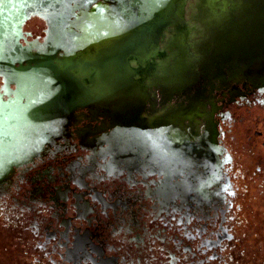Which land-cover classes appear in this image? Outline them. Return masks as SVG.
Instances as JSON below:
<instances>
[{
    "label": "flooded vegetation",
    "instance_id": "1",
    "mask_svg": "<svg viewBox=\"0 0 264 264\" xmlns=\"http://www.w3.org/2000/svg\"><path fill=\"white\" fill-rule=\"evenodd\" d=\"M217 1L166 0L175 3L172 20L157 34L150 20L135 28L109 13L106 0L90 6L81 25L84 58L94 60L71 67L84 64L92 86L133 37L137 53L121 72L132 96L118 113L143 104L146 123L110 152V121L79 107L68 140L47 145L0 188V217L14 237H1L0 264H264V130L244 128L249 164L232 140L237 123L264 108V57L237 59L234 39L219 37L228 33L203 26L200 9L207 18ZM35 19L44 26L32 34ZM47 27L32 16L23 29L42 40ZM3 84L0 77L4 99L13 97ZM76 150L86 153L62 156Z\"/></svg>",
    "mask_w": 264,
    "mask_h": 264
},
{
    "label": "water",
    "instance_id": "2",
    "mask_svg": "<svg viewBox=\"0 0 264 264\" xmlns=\"http://www.w3.org/2000/svg\"><path fill=\"white\" fill-rule=\"evenodd\" d=\"M95 1L0 0V77L4 93L13 96L4 99L0 93V188L9 186L16 168L41 157L47 145L68 140L79 107L87 106L93 119L102 115V123L110 121L112 129L105 138L111 144L110 152L118 151L120 140L135 139L132 126L146 123L141 117L143 104L125 116L113 112L115 107L109 104L117 98L111 95L114 91L99 96L97 87L85 81V65L71 67L79 57L87 63L94 60L84 58L88 55L83 49L86 33L81 23ZM174 4L166 0H106L104 6L131 27L139 28L141 22L150 20L157 34L172 20ZM184 5L186 11L188 2ZM32 16L41 17L48 26L42 40L28 39L30 33L23 29ZM136 48L133 37L116 47L115 74L124 71ZM119 75L113 83L121 81Z\"/></svg>",
    "mask_w": 264,
    "mask_h": 264
},
{
    "label": "rangeland",
    "instance_id": "3",
    "mask_svg": "<svg viewBox=\"0 0 264 264\" xmlns=\"http://www.w3.org/2000/svg\"><path fill=\"white\" fill-rule=\"evenodd\" d=\"M238 18L239 17H237V16H233L231 18V22L235 23L238 26V29L245 31V27L240 25ZM254 19L256 20L255 23L264 32V18L255 17ZM43 26H44V22L42 20L35 19V20L29 22L27 24L26 28L32 34H36V33H41ZM248 48H249L248 43H245L244 45L235 44V47L233 48V50L234 51L237 50V52L235 51L234 54L236 56H238L240 54V52L241 53H243V52L247 53L246 50H248ZM262 48H264V47H262ZM261 53H263V51ZM261 55H263V54H261ZM256 62H258V61H256ZM166 68L168 70V73H170V72L174 73L175 70H177V68L175 66H171V67L168 66ZM115 75H119V74H115L114 68H112V67H102L101 68V72L99 74V80H97V82H96L97 92L100 93V94H103V93H106L108 90L114 91L113 94H111V95H115L116 94L115 97H117V98H115V99L117 101V107H118L117 108V112L125 113V112H127L129 110L128 108L130 106L129 103L131 101L130 97L132 96L131 92H132V89H133L132 88L133 84H132V82L130 80L129 75L121 74V73L118 76V78H122L121 81L119 83H113V80H116L115 79ZM117 86H118V88H117ZM115 88H117V89L113 90ZM251 112L253 113V115L251 117H249V118L247 117L242 122L237 123V130H236V133H235V139H232L233 142L236 143L238 147H240L239 151L242 150L241 158H242L243 162H245L246 164H249L253 159L251 160V157L248 154V151L246 150V148H243V146L246 147L248 145V141H247V138L245 136L244 128L246 126L250 125V127H251L250 130L251 131L254 128H258V129L264 130V108H262L261 106H256V107H253L251 109ZM247 115H248V113H247ZM257 142H258V145H260V142H261V138L260 137L257 138ZM81 153L83 154V153H86V152L85 151L80 152V151L76 150V151L72 152L71 154L67 153V152H64L62 156L66 157L68 160H70V158L72 159L76 155L81 154ZM239 153L240 152H238L237 155ZM59 158H62V157L60 156ZM4 214H7V213H4ZM5 225H8V221H7V218L4 215H2V217H0V241L2 240L1 237L3 238L6 235L5 234V229H6ZM12 228H14V226ZM7 237L14 241V237L13 236H10V237L7 236ZM13 243L14 242L11 243V247H13ZM19 246H21V244Z\"/></svg>",
    "mask_w": 264,
    "mask_h": 264
},
{
    "label": "bare ground",
    "instance_id": "4",
    "mask_svg": "<svg viewBox=\"0 0 264 264\" xmlns=\"http://www.w3.org/2000/svg\"><path fill=\"white\" fill-rule=\"evenodd\" d=\"M200 11L203 14V17H205V21H202L203 26L206 25V28L210 27L211 29H219L221 30L220 33L225 32L232 35L229 36L228 34L225 35V33H223L225 36L220 35V38L224 37L225 40L234 39L235 42L231 41L232 43L234 42L233 44L244 45L245 43H248L249 48L246 50L247 53L240 52L238 56L235 55L237 59H242L245 55L249 61L256 62L260 57H264V48H262L264 47V32L255 23L256 20L254 19L255 17L264 18V0H219L214 4H209L208 11L211 12V14L207 18L206 12L203 9H200ZM212 12H215L216 14H212ZM233 16L239 17V23L241 26L245 27V31L238 29V26L231 22ZM233 35H236L234 37L239 40L233 38ZM235 51L237 52V50ZM262 51L263 53H261ZM94 76L95 75L93 74L92 86L96 87Z\"/></svg>",
    "mask_w": 264,
    "mask_h": 264
}]
</instances>
